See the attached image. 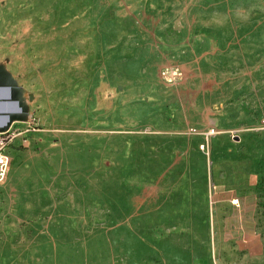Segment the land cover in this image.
I'll return each instance as SVG.
<instances>
[{"label":"rangeland","instance_id":"obj_1","mask_svg":"<svg viewBox=\"0 0 264 264\" xmlns=\"http://www.w3.org/2000/svg\"><path fill=\"white\" fill-rule=\"evenodd\" d=\"M0 75V264H264V0H0Z\"/></svg>","mask_w":264,"mask_h":264},{"label":"built area","instance_id":"obj_2","mask_svg":"<svg viewBox=\"0 0 264 264\" xmlns=\"http://www.w3.org/2000/svg\"><path fill=\"white\" fill-rule=\"evenodd\" d=\"M41 131V127L33 114H29L25 119L15 120L3 131H0V183H2L9 172L11 156L9 150L11 145L20 139L22 143L28 141L30 135ZM239 204V200H235Z\"/></svg>","mask_w":264,"mask_h":264},{"label":"water","instance_id":"obj_3","mask_svg":"<svg viewBox=\"0 0 264 264\" xmlns=\"http://www.w3.org/2000/svg\"><path fill=\"white\" fill-rule=\"evenodd\" d=\"M14 92L13 85L0 75V131L6 130L13 121L28 116L24 114L21 102L14 97Z\"/></svg>","mask_w":264,"mask_h":264},{"label":"crops","instance_id":"obj_4","mask_svg":"<svg viewBox=\"0 0 264 264\" xmlns=\"http://www.w3.org/2000/svg\"><path fill=\"white\" fill-rule=\"evenodd\" d=\"M36 135H37V133H35V134H33V135H30L29 138H28V141H27V142H29L30 140H34V138L36 137ZM25 144H26V142H25V143H22V141H21L20 139H17V140L11 145L10 150L12 149V147L20 146V145H25ZM10 150H9V154H10V156H11V161H12V153H11ZM10 165H11V163H10Z\"/></svg>","mask_w":264,"mask_h":264}]
</instances>
